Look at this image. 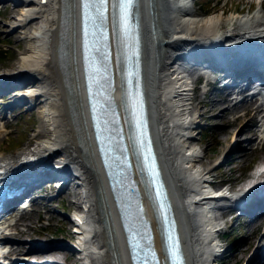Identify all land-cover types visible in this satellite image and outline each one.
Segmentation results:
<instances>
[{
  "label": "bare ground",
  "instance_id": "6f19581e",
  "mask_svg": "<svg viewBox=\"0 0 264 264\" xmlns=\"http://www.w3.org/2000/svg\"><path fill=\"white\" fill-rule=\"evenodd\" d=\"M18 1V16L14 14L12 17V21H16L12 25V34L23 29L27 33L23 39L29 40L30 44L14 64L13 71L2 70L0 65V75L22 77L23 82H28L26 92L21 90L25 93L19 97L22 98L21 102L31 100V109L39 111L41 130L36 135L39 136L36 148L14 154L0 152V176L15 180L21 175L18 171H23L32 160L56 165L63 162L70 171L68 174H73L80 181L81 189L72 190L66 185L60 197L65 194L76 210L84 209V215L80 217V227L77 229L79 236L71 242L75 249L80 247L79 254L70 257L66 248L54 243L48 242V247L32 244L28 223L20 226L18 221L5 227V236L20 242L8 243L10 253L17 255L19 263L34 259L45 264L52 260L51 264H59L60 260L70 257L71 264H133L119 205L101 164L92 131L83 63L79 54L78 0ZM238 2L244 3L246 0ZM137 7L143 36L144 74L151 121L184 237L188 262L218 264L217 260L223 258L224 247L219 239L221 218L217 211L224 204L219 201L221 198L215 199V196L230 193L227 187H221L214 193L210 168L199 164L203 158L201 149L192 144L194 125L198 119L197 104L193 98L195 96L201 102L204 100L194 95L192 81L181 70L183 63H179L177 54L196 45L202 46L205 41L212 45V41L215 43L228 35L238 42H256V48L264 54V0L261 1V8L254 13H238L236 16H225L216 11L204 15L192 6L191 0H139ZM67 8L71 13L69 26L65 24ZM220 8L224 11L228 7L224 4ZM2 9L8 11L4 7ZM227 21H234L235 26L230 33H221ZM10 23L7 21L4 24ZM67 50L70 55L66 61L63 53H67ZM225 100L231 101L228 98ZM214 102L218 103L216 100ZM230 106L221 112H238L230 119L238 125L242 124L232 133V138L239 137L240 132L249 128L253 138L241 140L247 141L251 147L257 143L264 145L263 103L243 101L237 105L231 103ZM258 122L261 128H258ZM228 148L226 146V150ZM243 148L240 147L238 151H245ZM228 153L225 152L224 160H231L232 156ZM149 209L152 218L157 221L151 203ZM77 218L78 215L63 219L68 237L75 238L72 230ZM156 236L157 244L162 248L164 241L160 230ZM22 240L30 245L23 244Z\"/></svg>",
  "mask_w": 264,
  "mask_h": 264
},
{
  "label": "rangeland",
  "instance_id": "374dc122",
  "mask_svg": "<svg viewBox=\"0 0 264 264\" xmlns=\"http://www.w3.org/2000/svg\"><path fill=\"white\" fill-rule=\"evenodd\" d=\"M261 1L246 0V2L240 3L238 0H208V3L202 6L197 4L194 8L204 15L216 11L217 13H223L225 16H230L231 14L236 16L238 13H254L257 9L261 8ZM224 4L228 8L224 11L220 10V7ZM5 8L8 11L3 10L0 13V65L3 67L2 70L11 72L13 71L14 64L18 62L21 53L25 51L30 42L23 39L27 34L23 29H20L16 34H12V25L16 23V21H12V17L14 14L18 16L17 8H19V5L17 6L14 2L8 1L4 4ZM4 21L11 23L7 25L4 24ZM233 22L227 21L224 23L220 32L224 34L230 33L235 26ZM3 25L4 27L1 29ZM18 39L20 40L19 42ZM194 95L200 100H204L201 102L196 100L195 96L193 98L194 103L197 104V121L201 125L193 131L195 136L192 140V144L199 146L201 149L203 158L199 164L207 166L210 168L211 173L217 174V180L224 179L227 184L236 187L248 177L249 172H246V169L253 168L255 164H259L263 160L264 145L257 143L251 147L247 141H243L242 145L246 146L243 149L245 151H234L231 155V160H224L223 157L228 150H226V146L232 140V133L242 125H238L230 119L234 115H237L238 112H234L235 114H231L230 112L223 114L221 111L230 106V103L225 101L224 95L213 90L212 86L208 87V85L198 84ZM215 100L218 103L214 102ZM26 107L28 105L16 107L11 118L0 121V128L3 130L0 134V152L14 154L18 151L32 150L39 145V136H36L41 130L39 111ZM212 110L215 113L211 114ZM241 111L244 110H240L239 112ZM212 115L214 116L211 117ZM245 121H248V119ZM248 129L240 132L239 137L237 136L236 138L238 140L253 138V132ZM201 130L202 132H200ZM45 195H47L45 196L47 198L38 197L36 200V210L23 216L18 224L24 226L21 224L28 223L31 232L30 237L33 238V241L37 240V242L45 243L75 241L74 237L67 236L63 223V219L67 218L66 213L71 214L67 208L73 209L74 207L65 198V194L62 197L60 195L51 197V193ZM222 203L224 204L226 201ZM218 212L228 217L227 214L229 212L227 213L226 209H220ZM53 215H56V217H53ZM242 221L247 223V217L241 216L237 221L235 217L229 220L224 246L230 249L223 253V258L219 259V264L243 263L248 256L247 254L259 243L260 239L264 238V228L262 227L257 230L251 229L248 234L247 230H244L240 234L239 230L241 229L240 225H242ZM242 237L245 238L241 239ZM12 241L20 243L13 238ZM25 241L22 240L21 242L25 245H30V243H26ZM33 253L31 252V254Z\"/></svg>",
  "mask_w": 264,
  "mask_h": 264
},
{
  "label": "snow or ice",
  "instance_id": "6c2138e0",
  "mask_svg": "<svg viewBox=\"0 0 264 264\" xmlns=\"http://www.w3.org/2000/svg\"><path fill=\"white\" fill-rule=\"evenodd\" d=\"M99 3L104 5L107 3V0H99ZM131 3H133V0H122V6L125 8V12L127 11V6Z\"/></svg>",
  "mask_w": 264,
  "mask_h": 264
},
{
  "label": "water",
  "instance_id": "95a60500",
  "mask_svg": "<svg viewBox=\"0 0 264 264\" xmlns=\"http://www.w3.org/2000/svg\"><path fill=\"white\" fill-rule=\"evenodd\" d=\"M155 33H156V30H155ZM155 37L157 38V36L155 35Z\"/></svg>",
  "mask_w": 264,
  "mask_h": 264
}]
</instances>
